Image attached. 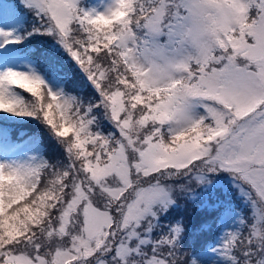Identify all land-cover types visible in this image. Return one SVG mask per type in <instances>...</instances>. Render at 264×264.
<instances>
[{
	"label": "snow or ice",
	"instance_id": "snow-or-ice-1",
	"mask_svg": "<svg viewBox=\"0 0 264 264\" xmlns=\"http://www.w3.org/2000/svg\"><path fill=\"white\" fill-rule=\"evenodd\" d=\"M20 2L90 91L12 66L0 0V113L47 130L0 123V264H264V0Z\"/></svg>",
	"mask_w": 264,
	"mask_h": 264
},
{
	"label": "trees",
	"instance_id": "trees-1",
	"mask_svg": "<svg viewBox=\"0 0 264 264\" xmlns=\"http://www.w3.org/2000/svg\"><path fill=\"white\" fill-rule=\"evenodd\" d=\"M29 15V10H27ZM28 32L32 31L34 27H42V22L39 18L35 16L32 23L29 24ZM27 28V25L24 29ZM17 50L21 54H29L34 60L35 66L38 67V70L41 71L48 79L53 78V65H58L62 73L66 74V79L61 81L65 91L72 92L74 95H87L90 91L89 87H85L82 83V73H80L79 68L75 65V62L71 60L65 50L53 39V37L42 35L39 32H34L30 35V38L19 45H15ZM82 90V91H81ZM25 97L28 98V94L24 93ZM0 123H7L11 126H15L14 130H11V135L15 139L20 133H25L26 135H31L34 133H43L35 121L32 120H10L0 116ZM26 138V136H25ZM238 202V201H237ZM189 203V202H186ZM239 203V202H238ZM196 207L193 205V211H196ZM173 213V210L170 209L169 214ZM199 215V214H198ZM178 217V218H177ZM201 216L193 221L186 222L187 228V242L196 240L197 242H202L193 236L194 229L198 224ZM179 219V216L172 217L170 220L174 221Z\"/></svg>",
	"mask_w": 264,
	"mask_h": 264
},
{
	"label": "rangeland",
	"instance_id": "rangeland-1",
	"mask_svg": "<svg viewBox=\"0 0 264 264\" xmlns=\"http://www.w3.org/2000/svg\"><path fill=\"white\" fill-rule=\"evenodd\" d=\"M7 4L13 7L16 15L19 17L20 22L17 26V32L21 36H24V39L22 40V43H24L30 38V36L26 35V33L28 32L29 28H32V27H29V24H31L33 19L35 18L34 10H29L25 8L24 5L20 2V0H7ZM27 10H29V15L27 13ZM26 25H27V28L24 29ZM7 47L9 48L10 52L14 53L13 60H12L13 67L21 71H27L29 67L35 68L47 81H49L50 85H56V86L63 87V83H61L59 80H55L54 78L48 79L41 71H39L38 67L35 66L34 60L31 58L29 54H21L19 50H17L15 45H8ZM2 51L3 49H0V52ZM16 91L21 96L25 97L24 92L22 90L17 89ZM0 116L3 118L10 119V120H19L21 122L25 120H30V118L12 117V116H9L3 113H0ZM35 123L41 129H43V133L45 134L47 133V130L43 124H41L39 121H35ZM61 152H62V149L59 148V146L55 143V141L49 139L47 142V147H46L47 155L52 158H56ZM178 203L181 205V208H173L172 209L173 213L169 214V217H167L168 219H171L172 217L175 218V216H179V219L183 217L185 224H186V222H190V221L197 219L199 215L201 216V213L199 212L198 209H196V211H193L192 203H186L182 199L179 200Z\"/></svg>",
	"mask_w": 264,
	"mask_h": 264
}]
</instances>
